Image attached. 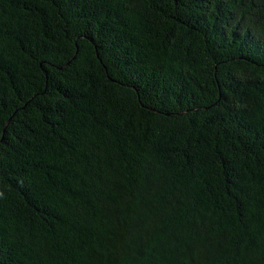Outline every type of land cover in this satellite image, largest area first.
Masks as SVG:
<instances>
[{"label": "trees", "instance_id": "1", "mask_svg": "<svg viewBox=\"0 0 264 264\" xmlns=\"http://www.w3.org/2000/svg\"><path fill=\"white\" fill-rule=\"evenodd\" d=\"M0 264H264V0H0Z\"/></svg>", "mask_w": 264, "mask_h": 264}]
</instances>
